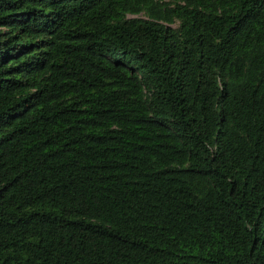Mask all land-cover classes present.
I'll return each instance as SVG.
<instances>
[{
    "label": "trees",
    "instance_id": "1",
    "mask_svg": "<svg viewBox=\"0 0 264 264\" xmlns=\"http://www.w3.org/2000/svg\"><path fill=\"white\" fill-rule=\"evenodd\" d=\"M0 264H264V0H0Z\"/></svg>",
    "mask_w": 264,
    "mask_h": 264
}]
</instances>
